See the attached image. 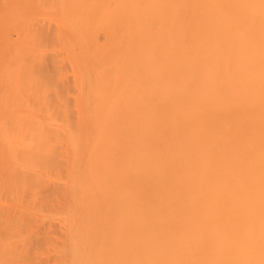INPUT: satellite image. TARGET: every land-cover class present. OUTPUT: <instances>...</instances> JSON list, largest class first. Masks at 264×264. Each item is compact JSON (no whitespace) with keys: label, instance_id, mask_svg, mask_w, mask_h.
<instances>
[{"label":"bare ground","instance_id":"bare-ground-1","mask_svg":"<svg viewBox=\"0 0 264 264\" xmlns=\"http://www.w3.org/2000/svg\"><path fill=\"white\" fill-rule=\"evenodd\" d=\"M0 264H264V0H0Z\"/></svg>","mask_w":264,"mask_h":264}]
</instances>
